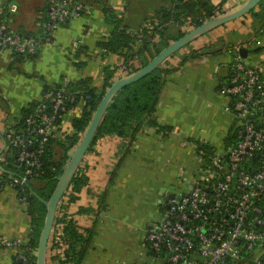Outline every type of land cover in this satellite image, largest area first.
<instances>
[{"label":"crops","instance_id":"0c3cea01","mask_svg":"<svg viewBox=\"0 0 264 264\" xmlns=\"http://www.w3.org/2000/svg\"><path fill=\"white\" fill-rule=\"evenodd\" d=\"M10 1L19 8L16 13H11L9 29L29 36L30 33L42 35L51 6L62 4L65 0ZM105 1L119 15H124L126 25L133 33L149 28L152 21L156 25L160 24L156 11L163 5H170L169 0H152V3L150 0H143L142 4L141 0ZM244 1L246 0H211L217 12L223 9L227 11ZM2 4L0 0V7ZM253 22L254 18L247 14L199 37L183 48L190 49H181L174 57L171 56L168 66L172 70L166 76L156 112L159 123L169 126L171 130L166 136L150 127L139 133L132 144V151L111 184L109 177L119 158L120 139L114 136L101 139L95 151L85 156L81 165L88 166L90 181L82 190L80 199L68 209L83 227H90L97 220L94 247L88 252V261L83 264H95V260L96 264H103L99 255L123 258L126 261L133 259L134 263H141V257L147 255L142 245L144 236L161 215L159 203L164 198L162 191L166 195L178 191L175 186L177 180L185 181L190 187L199 173L201 162L196 157L195 141L211 143L216 150L223 149L226 136L233 125L232 115L224 108L228 99L219 92L236 57L235 52L231 54L229 51L253 42L254 45L248 48L246 62L253 65L264 60V33L257 35ZM192 28L194 26L191 23L180 25L172 21L167 25L166 35L172 38L179 30L187 33ZM112 30L113 26L107 22L103 9L95 4L89 13L61 25L52 34V42H46L39 48L36 59L14 65V68L19 69L23 65L28 74V70H31L34 73L32 75L41 78L36 87L28 90V100L17 97V94L10 99L0 89V170L5 174L10 170L6 166L8 156L11 155L4 148L5 128L19 121L23 107L41 100L47 86L90 77L93 86L101 87L105 68L108 66L116 70V77L127 74L123 56L105 52L98 46L100 41L110 37ZM164 43L165 40L159 42L161 45ZM139 46L140 42L133 45L136 49ZM204 46L209 47L205 49ZM79 47L85 50L75 56ZM192 49L201 50H198L199 54L193 55ZM145 59H152L149 52L133 62L141 66ZM13 60L11 50L0 52V68L7 66L9 69ZM38 66L40 73L35 74ZM262 68L264 74V65ZM82 110L81 102L75 109L68 111L63 118L62 130L70 132L72 119L80 116ZM104 190L107 191V206L102 212H98L97 195ZM80 207H91L95 212L79 214L77 211ZM0 233L20 238L25 243L33 235L28 203L18 189L13 187H5L0 191ZM111 245L116 248L112 249ZM128 247L133 249L130 259L126 256ZM21 255V249L0 250V264H21Z\"/></svg>","mask_w":264,"mask_h":264},{"label":"built area","instance_id":"2783aa9c","mask_svg":"<svg viewBox=\"0 0 264 264\" xmlns=\"http://www.w3.org/2000/svg\"><path fill=\"white\" fill-rule=\"evenodd\" d=\"M2 2L0 13L18 11L16 3ZM92 8L83 0L53 4L45 24V42H52V34L61 25ZM7 29V22L0 20V52L37 51L39 42L34 37L12 34ZM253 45L249 42L229 53ZM263 65L264 60L252 65L241 56L234 58L230 74L219 89L228 99L224 108L232 115L233 141L211 153L195 150L201 162L199 173L188 190L174 191V197L166 195L160 201L161 215L143 239L149 258L145 264H264ZM65 102L63 91L49 89L25 119L24 127L5 128L4 148L14 150L17 162L26 168L22 176L0 170V191L25 183L33 169L41 166L44 143L64 135L63 120H59L67 113ZM36 137L40 138L38 143ZM24 246L20 238L0 233V250ZM26 250L35 253L28 245ZM21 259L26 261L27 256L22 254Z\"/></svg>","mask_w":264,"mask_h":264},{"label":"trees","instance_id":"16d2710c","mask_svg":"<svg viewBox=\"0 0 264 264\" xmlns=\"http://www.w3.org/2000/svg\"><path fill=\"white\" fill-rule=\"evenodd\" d=\"M83 1L92 4V6L96 4L103 9L105 18L113 26V30L110 37L100 41L98 46L105 52L123 56L127 74L138 70L149 62L148 59H145L142 61L141 66H137L133 60L138 59L146 52H149L150 58H153L164 46H167L186 33V31L179 30L174 37H167L166 32L169 22L174 21L180 25L191 23L194 27H197L212 17L226 11L223 9L217 12L211 0H169L170 5H163L156 11L155 15L159 19L160 24L156 25L152 21V29L146 27L138 33H133L128 25H126L124 15H119L112 7L108 6L105 0ZM7 2L11 1L7 0ZM249 14L254 18V32L257 35H262V30H264V0ZM10 16L11 13L4 10L0 13V20H4L8 24ZM46 20L45 22H47ZM164 24L167 25L163 27L162 25ZM45 28V26L42 28V35H31V33L29 35L39 42L37 51L28 54L13 52L12 56L14 60L9 64V68H14L17 62H24L38 57L39 48L46 43ZM7 31L15 34L9 27ZM22 35L26 37L25 33H22ZM162 40H165L164 45L159 44ZM137 42H140V46L136 49L133 45ZM208 47L204 46L203 48L208 49ZM84 50L85 48L79 47L75 52V56H79ZM198 50L201 49H192L191 52L193 55L199 54ZM174 56L172 55V57ZM170 58L147 76L122 88L107 108L85 156L95 151V147L101 139L108 136L120 139L121 142L118 145L119 158L110 173L109 184L112 183L118 170L124 165L127 155L132 151V144L139 133L145 128L150 127L156 128V130L166 136L171 130L169 126L159 123L156 114L166 84V76L172 70L168 66ZM115 72L116 70L109 66L105 68L104 83L101 87L93 86L92 79L85 77L72 80L66 84L47 86L43 91L60 89L66 96V112L75 109L81 102L83 103V110L80 116L72 119V129L70 132H65L61 138H51L44 143L43 152L40 154L41 166L34 168L32 173L28 175L27 181L16 187L19 193L26 199L29 213L32 216L33 235L26 242V246H30L33 251L38 248L47 210L42 200L48 201L50 199L60 176L64 172L74 149L81 140L104 94L113 82L119 78V76H115ZM71 97H73V101H70ZM40 101H33L23 107L21 118L12 127H24L25 119L35 110ZM62 120L61 117L59 122H62ZM233 137V128H231L226 136L223 147L233 141ZM35 140L38 143L40 138L36 137ZM195 143L197 150L204 149L208 153L214 150L211 143H201L199 140H196ZM56 148L60 149L61 152L59 154ZM10 152L11 155L8 156L7 169H10V173L22 176L25 173L26 167L17 162L14 150H10ZM89 181L88 166L80 165L58 206L48 244L47 264H83L88 256V252L94 247L97 220L93 221L92 226L83 227L75 218L74 213H70L68 210L71 204L76 203L80 199L82 190L88 186ZM106 198V190L97 195L96 210L98 212H102L106 208ZM77 212L79 214H89L94 213L95 209L80 207ZM26 246L21 249V252L27 256V259L26 261H22L21 264H36V254L34 252H27Z\"/></svg>","mask_w":264,"mask_h":264},{"label":"water","instance_id":"95a60500","mask_svg":"<svg viewBox=\"0 0 264 264\" xmlns=\"http://www.w3.org/2000/svg\"><path fill=\"white\" fill-rule=\"evenodd\" d=\"M262 0H246L240 5L233 7L227 11H224L211 19L203 22L201 25L192 28L182 37L172 41L165 46L158 54H156L146 65L142 66L138 70L128 73L116 81L107 89L97 109L95 110L92 119L86 128L81 140L74 149L70 160L68 161L64 172L60 176L58 183L56 184L54 191L48 201L42 200L46 205V215L44 225L40 234L39 244L36 253V264H47L48 244L52 229L55 223L56 213L60 201L64 194L67 192L78 168L82 164L84 157L98 131V128L102 122V119L107 111L108 106L115 97V95L125 86L134 83L143 77L147 76L161 64H163L172 55L197 40L199 37L212 32L213 30L224 26L234 20L242 18L254 10ZM236 56L247 58L249 50L247 48H240L235 52ZM163 192V197L166 196V192ZM175 193H170L168 197H174Z\"/></svg>","mask_w":264,"mask_h":264},{"label":"rangeland","instance_id":"374dc122","mask_svg":"<svg viewBox=\"0 0 264 264\" xmlns=\"http://www.w3.org/2000/svg\"><path fill=\"white\" fill-rule=\"evenodd\" d=\"M150 2L152 3V0H150ZM142 3H143V0H141V4ZM187 49H190V48H185L182 51H186ZM38 69H40V66H38L37 69L35 70V74L40 73V72H38L39 71ZM25 70H26V68L23 65H22L21 69H19V68H9L8 69L7 66H2L0 68V89L8 98L12 99L11 97L16 96V94H17V97H19L23 100L24 99L28 100V97H29V95H27L28 90L31 87H36V85L40 81L41 77L39 78V77H37L38 75L37 76L32 75L31 73H33V72L31 70H28V72L30 73V74H28ZM36 78H37V80H35ZM1 100L2 99H0V102L2 103ZM56 149H57V152L59 154L61 152L60 149L59 148H56ZM191 178H189V179H191ZM175 186L178 188L177 190L180 192H183V191H186L189 189L188 184L183 180H177ZM111 247H112V249L116 248V246H114V245H111ZM123 248H125V247H123ZM36 253H37V250H35V254ZM132 254H133V249L128 247L127 251H126V256L129 257V259H130V258H132ZM103 256L99 255L100 259L104 261L103 264H109L110 262L115 263V264H117L118 262H122L124 264H128V263L129 264H141V263L143 264L144 262H148V259H149L148 256L144 254L140 259V261H142L141 263H134L135 261H133V259L131 261L130 260L126 261L123 258L118 259V258H114L112 256H111V258L106 257V255H103ZM88 259L89 258H86L85 261L86 260L88 261ZM96 262L97 261L95 260V264H96Z\"/></svg>","mask_w":264,"mask_h":264}]
</instances>
